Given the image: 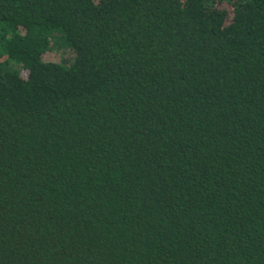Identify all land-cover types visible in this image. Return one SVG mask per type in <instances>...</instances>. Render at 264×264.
I'll list each match as a JSON object with an SVG mask.
<instances>
[{
	"label": "trees",
	"instance_id": "16d2710c",
	"mask_svg": "<svg viewBox=\"0 0 264 264\" xmlns=\"http://www.w3.org/2000/svg\"><path fill=\"white\" fill-rule=\"evenodd\" d=\"M0 264H264V0H0Z\"/></svg>",
	"mask_w": 264,
	"mask_h": 264
},
{
	"label": "rangeland",
	"instance_id": "374dc122",
	"mask_svg": "<svg viewBox=\"0 0 264 264\" xmlns=\"http://www.w3.org/2000/svg\"><path fill=\"white\" fill-rule=\"evenodd\" d=\"M84 66H85V62H84L83 58H80V59L78 60V68H79L80 70H82Z\"/></svg>",
	"mask_w": 264,
	"mask_h": 264
}]
</instances>
